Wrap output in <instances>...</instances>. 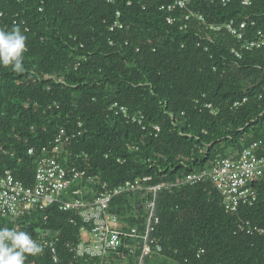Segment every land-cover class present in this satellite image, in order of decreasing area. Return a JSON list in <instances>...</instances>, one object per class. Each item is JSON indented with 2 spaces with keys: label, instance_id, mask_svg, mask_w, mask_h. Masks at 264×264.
Segmentation results:
<instances>
[{
  "label": "trees",
  "instance_id": "1",
  "mask_svg": "<svg viewBox=\"0 0 264 264\" xmlns=\"http://www.w3.org/2000/svg\"><path fill=\"white\" fill-rule=\"evenodd\" d=\"M169 2L0 0V28L19 25L27 37L26 71L0 67V176L34 187L40 163L53 156L97 177L95 192L139 178L166 183L157 194L160 224L153 235L163 247L160 258L264 264V180L252 186L256 198L242 200L234 213L210 181L184 184L186 175L206 171L218 157L237 158L264 140V46L244 49L245 42L264 39V0L227 6L191 0L188 10L203 14L207 25L193 22L185 31L160 11ZM116 22L123 28L112 32ZM230 22L247 23L243 40L225 29ZM209 25L223 29L208 31ZM61 131L68 140L62 146ZM138 199L115 200L113 213H125ZM62 206L0 218V227L26 231L42 246L26 264H101L75 258L71 249L87 225ZM52 241L56 255L46 247Z\"/></svg>",
  "mask_w": 264,
  "mask_h": 264
},
{
  "label": "built area",
  "instance_id": "2",
  "mask_svg": "<svg viewBox=\"0 0 264 264\" xmlns=\"http://www.w3.org/2000/svg\"><path fill=\"white\" fill-rule=\"evenodd\" d=\"M204 1L220 3L223 6L230 3V0ZM248 3L244 4L248 5ZM190 4L191 0H170L169 3L161 6L160 11L168 15L166 19L169 25H179L184 31L193 22L200 23L202 26L207 25L203 14L188 10ZM120 17L118 13L117 18ZM224 27L238 41H241L244 39L242 32L247 29V23L242 22L239 27H236L235 22H230ZM117 28L122 29L123 26L116 22L111 31ZM222 29L221 26L210 25L207 28L208 31L214 32ZM263 46V38L244 43V49L247 51L254 48L260 49ZM236 56L238 59L242 58L239 52ZM207 108L211 109V106L208 105ZM120 110L123 113L128 112L124 107H120ZM63 140L68 141L67 138L65 139V131L60 132L56 142L61 145ZM59 149L56 147V151ZM69 163V158L64 160L53 156L44 158L36 172L35 186L31 188L15 181L10 174H7L6 178L0 176V218L11 219L19 215H33L45 210L50 204L62 203V210L73 211L76 217L82 219L87 225L82 230L81 243L71 249V252L75 253V258H100L101 264H144L145 258L151 254L161 257L163 247L153 235L160 224V219L156 215V198L157 194L167 187L166 183L150 185V178H139L135 181H126L112 190L107 184H103L100 186L101 189L98 188L95 192L92 186L99 181L98 178L90 176L81 168H72ZM263 180L264 140L253 142L237 158L218 157L206 171L186 175L184 184L195 185L210 181L224 197L226 210L234 213L237 212L242 200L256 198L252 186ZM74 186L78 189H74L69 200L63 202L62 193ZM133 196L139 197L138 203L133 204L121 215L113 213L112 203L115 200ZM129 220L134 222L133 227ZM252 233L253 231L250 230L249 234ZM124 243L126 249L122 252ZM55 245L53 241L46 244L54 255H56ZM204 254L205 251L201 250L198 259H201ZM56 262H59L57 258Z\"/></svg>",
  "mask_w": 264,
  "mask_h": 264
},
{
  "label": "clouds",
  "instance_id": "3",
  "mask_svg": "<svg viewBox=\"0 0 264 264\" xmlns=\"http://www.w3.org/2000/svg\"><path fill=\"white\" fill-rule=\"evenodd\" d=\"M19 25L11 29L0 28V67L14 73H24L27 37ZM43 248L31 235L12 227H0V264H26L28 257H37Z\"/></svg>",
  "mask_w": 264,
  "mask_h": 264
},
{
  "label": "rangeland",
  "instance_id": "4",
  "mask_svg": "<svg viewBox=\"0 0 264 264\" xmlns=\"http://www.w3.org/2000/svg\"><path fill=\"white\" fill-rule=\"evenodd\" d=\"M146 264H148V263H146ZM150 264H175V263L170 262V261H168V260H166L164 258L156 257V258H153L151 260Z\"/></svg>",
  "mask_w": 264,
  "mask_h": 264
}]
</instances>
